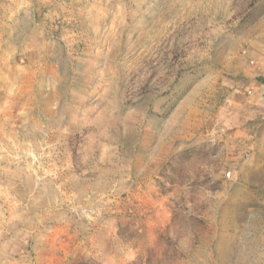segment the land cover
<instances>
[{"label": "rangeland", "instance_id": "obj_1", "mask_svg": "<svg viewBox=\"0 0 264 264\" xmlns=\"http://www.w3.org/2000/svg\"><path fill=\"white\" fill-rule=\"evenodd\" d=\"M0 264H264V0H0Z\"/></svg>", "mask_w": 264, "mask_h": 264}]
</instances>
